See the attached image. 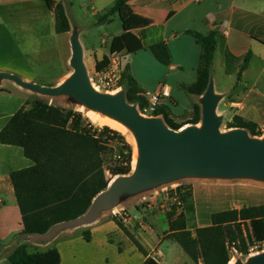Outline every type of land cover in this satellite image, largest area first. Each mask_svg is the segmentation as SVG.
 I'll list each match as a JSON object with an SVG mask.
<instances>
[{
	"label": "crops",
	"instance_id": "obj_1",
	"mask_svg": "<svg viewBox=\"0 0 264 264\" xmlns=\"http://www.w3.org/2000/svg\"><path fill=\"white\" fill-rule=\"evenodd\" d=\"M57 1L63 4L71 27L69 32L62 34L55 33L53 13L47 9L43 0H0V72L46 86L40 82V75L29 56L52 50L54 44L51 43L57 36H60L64 46L70 48L69 40L73 30L79 35L69 14L68 5L71 9L72 3L70 0ZM86 1L99 3L100 11L106 13L116 0ZM20 7L36 9L35 15L39 18L33 28L34 34L28 35L26 41H18L10 32V16L15 15V8ZM129 7L131 14L124 21L119 20L121 31L109 34L108 37L111 41L116 36L131 35L139 41L138 51L120 53L123 71L127 68L139 88L141 82L136 78L133 67L135 62L137 67L143 61L146 62L145 67L149 65L155 73L156 81L161 78V73L165 78L176 76V85L180 87L193 83L197 77L201 47L189 32L203 36L212 33L215 51L211 79L214 91L223 96L220 103L234 108L229 121L233 115H237L244 121L255 123L257 129L264 123V0H132ZM223 29L228 31V35L223 34ZM109 43L102 41V45L107 47V53H102L100 59L94 54L91 61L93 70L97 61H101L104 56L109 57ZM156 44H163L167 48L170 57L168 65L160 64L149 50ZM247 55V63L242 67ZM84 62L88 69L85 51ZM70 72L69 66H66L65 72L50 86L62 83ZM152 84L155 92H162L160 105H177L172 97L174 86L163 82ZM198 99L194 96V103L198 104ZM36 101L50 104L42 95L23 89L12 81H0V130L20 108H30ZM218 110L217 107L218 115L224 116V112ZM32 164L21 148L0 144V264H10L8 256L21 244L17 242V237L23 230L9 175ZM211 181L216 182L188 183L192 186L194 224L197 227L209 226L210 216L216 211L239 209L249 202L247 187L242 182L251 181ZM153 202L150 199H139L122 207L129 216L124 227L143 247L146 255L138 251L109 213H102L90 225L61 231L46 243H26L27 249L30 253L55 249L60 255V264H143L148 258L159 264H187L178 251L172 250L176 257L175 262H170L159 250L165 241L170 244L174 242L169 239L166 231L160 233L156 230L157 215L162 212H154L156 206ZM262 204L264 201L249 205ZM84 233L89 234L88 241L84 240Z\"/></svg>",
	"mask_w": 264,
	"mask_h": 264
},
{
	"label": "trees",
	"instance_id": "obj_2",
	"mask_svg": "<svg viewBox=\"0 0 264 264\" xmlns=\"http://www.w3.org/2000/svg\"><path fill=\"white\" fill-rule=\"evenodd\" d=\"M43 1L53 13L55 33L69 32L71 27L63 4L57 0ZM130 1L116 0L98 22H110L114 15L124 21L131 14ZM189 33L200 45L201 55L196 80L183 89L200 97L211 79L215 42L212 33L207 36ZM108 49L109 55L130 54L140 49V43L131 35L116 36L111 39ZM149 50L160 64H169V52L163 44L153 45ZM248 58L247 55L242 67ZM108 61L104 56L95 63V70L105 68ZM120 87H124L127 101L141 112L147 104L146 95L128 74L127 68L122 73ZM170 107L173 103L161 104L154 115L161 117L171 129L178 130L200 121L198 104L192 105L190 117L184 123L172 119ZM227 126L245 129L251 136H260L255 123L244 121L237 115H233ZM108 143L121 144L123 151L117 164L104 169L101 154ZM0 144L21 148L24 156L33 163L9 175L21 216L22 233L44 234L57 223L77 218L108 187L106 173L111 178L131 173V147L119 132L107 126L94 129L82 113L43 101H36L30 108L22 107L12 116L0 130ZM168 197L171 203L165 213L166 233L194 264H229L235 252L248 256L250 246L264 245L263 204L214 212L209 226L197 227L191 184L178 185ZM112 218L138 251L146 255L143 247L124 227L122 219ZM83 237L85 241L89 240L88 233ZM8 262L60 264V255L55 249L30 253L27 244L21 243L8 256ZM143 264L159 263L148 258Z\"/></svg>",
	"mask_w": 264,
	"mask_h": 264
},
{
	"label": "water",
	"instance_id": "obj_3",
	"mask_svg": "<svg viewBox=\"0 0 264 264\" xmlns=\"http://www.w3.org/2000/svg\"><path fill=\"white\" fill-rule=\"evenodd\" d=\"M69 42L72 71L62 83L43 86L2 72L0 81H12L46 97H67L75 106L119 122L135 140L136 163L130 174L114 177L82 215L57 223L44 234L21 233L18 243H46L61 231L94 223L102 213L131 198L182 180H245L264 184V135L251 136L242 128L220 131L223 115H218L217 107L223 96L214 91L212 79L198 99L199 126L190 124L174 130L160 117L141 115L137 106L127 101L123 90L114 94L96 90L90 83L76 30L71 33ZM233 264H264V252L245 261L236 259Z\"/></svg>",
	"mask_w": 264,
	"mask_h": 264
},
{
	"label": "rangeland",
	"instance_id": "obj_4",
	"mask_svg": "<svg viewBox=\"0 0 264 264\" xmlns=\"http://www.w3.org/2000/svg\"><path fill=\"white\" fill-rule=\"evenodd\" d=\"M70 2L72 3V7L70 9V6L68 5V8L70 10L69 14H70V17L75 22V26L79 32L78 39L84 51L86 52L88 72L92 74L93 67H92L91 61H92V58L94 57V54L95 56H97L98 59H100L102 53L103 54L107 53V47L102 45V41L103 42L107 41V43H109L110 41V38L108 37L109 34L112 35L117 32H120L122 24L116 15L110 18L111 19L110 22L106 21L103 23H99L98 22L99 17L105 14V12L103 13V11H100L99 3L93 4L92 2H89L86 0H70ZM91 6H93V9H91ZM14 12H16L15 15L12 13L13 15L10 16V32L14 34V36L17 38L18 41H26V38L28 37V35L32 36L34 34V29H33L34 25L39 22L38 20L39 18L35 15L36 9H33L31 7H24V8L20 7V8H15ZM44 21H47V19H44ZM52 44H54L53 45L54 47L52 50L44 51L38 55L35 54V55L29 56L30 61L34 65L38 74L40 75V80H41L40 82L46 84V86L48 85L50 86L54 84V82L59 78V76L63 72H65L66 66H69L67 59L68 57L70 59V56H71V50L69 46L68 47L64 46V44L61 41L60 36H57V38L52 41L51 45ZM124 58H126V56ZM125 60L127 61V58L124 59V62H126ZM145 63L146 62L143 61V64H138V66L136 67V62H135V65L133 67L136 78L138 79L139 82H141L140 88L142 89V91L145 93V95L153 94L155 91H154V85L152 84V82H157V84L163 82L165 84L174 86L172 90V97L177 101V105H173V107H170L172 110L171 117L174 121L178 123L186 122V120L190 117V114H191V109H192L191 107H192V104L194 103L193 101L194 96L188 94L183 89V87L176 85V82L178 81V78H175L176 76L172 78L170 77L165 78L164 74L162 75L161 73H159V76L161 78L157 79L156 81L155 73L149 67L148 63H147L148 67H145ZM69 70L72 71L70 66H69ZM120 90L124 91V87H122ZM99 91L103 92L102 89H99ZM42 98L44 100H48L50 102L49 105H55V106L64 107L66 109H72L76 112L82 113L83 117L88 119L85 116V112H86L84 111L85 109L84 108L80 109L79 106H75L71 104L67 97L42 96ZM218 109H219L218 112H224L223 123L220 127V131L225 132L231 129V128H228L227 122H230L229 118L231 117L234 111V108L231 109L230 107L224 106L223 104L220 103L218 106ZM88 121L90 122L91 125H93L94 129L101 130L103 127H105V126H99L97 124H94L89 119ZM199 124H200V121L196 125L199 126ZM187 125H190V124H187ZM120 134L124 138L125 142L128 143L131 147V159H132L133 152H134V149H133L134 146L127 139L126 135L122 133ZM122 151L123 149H122L121 144L108 143L105 146L101 154L103 158L104 169H107L117 164L119 160L118 157ZM132 170L133 168L131 164V171ZM106 177L107 179H109V183L114 179V177L111 178L108 175V173H106ZM213 182H216V181L182 180V181H178V182H175L169 185H174L175 187H177L180 184H188V183L198 184V183H213ZM242 183H245L244 185H246L247 187L246 194L248 196L249 202L245 203L246 206H248L249 204H254V203L258 204L264 201V184L255 183V182H242ZM166 189L167 191L165 192L164 191L161 192L160 188L156 189L157 194H154V191L144 193L142 195H139V197L141 198L137 197L133 200H130L129 202L123 204V206H119L116 209L117 211L120 212L122 209H124L122 207L130 205L129 203H132V202L134 203V201L137 202L139 201V199H142V201H144V199H150L152 200V202L154 201L153 203L156 206L154 209V212L155 213L162 212V214L157 215L158 219H157V229H156L161 233V231L167 230L165 213L168 211V208L170 207V203H171V198L168 197V193L170 192L171 187L166 185ZM217 209L214 208V210H217ZM106 213L110 214V212H106ZM126 216L129 217L127 214ZM159 250L162 252V254L168 257V260L170 262L171 261L175 262L176 255L172 254L173 253L172 250H174V251H178L177 253H179L182 257H184V259H186L187 264H192L191 260L181 251V249L175 243L170 244L169 242L165 241L159 247ZM261 252H264L263 244H256L254 246H250L248 250V254H254V255L261 253ZM246 258L247 256H243L239 253H235L233 255L232 260H234V262L236 259L245 261Z\"/></svg>",
	"mask_w": 264,
	"mask_h": 264
},
{
	"label": "built area",
	"instance_id": "obj_5",
	"mask_svg": "<svg viewBox=\"0 0 264 264\" xmlns=\"http://www.w3.org/2000/svg\"><path fill=\"white\" fill-rule=\"evenodd\" d=\"M223 34L228 35V31L223 29ZM109 61L105 68L102 70L96 71L93 70V73L89 74V80L92 86L99 91L102 89L103 92L114 93L121 89L120 81L122 78L123 68L121 63V57L119 53L110 54L108 57ZM162 92H155L151 95H146V106L140 112L144 117H159L155 116L154 113L160 105V97ZM257 132L260 134V138L264 135V123L257 129ZM171 187L170 191H174L176 187L174 185H168ZM161 192L167 191L166 186L160 188ZM154 194H157V190H154ZM110 212L112 217H119L122 219L123 223L129 221V217L126 216L124 210L120 212L117 209H113ZM236 253V252H235ZM249 255V254H248ZM233 259V256L231 260ZM230 260V261H231Z\"/></svg>",
	"mask_w": 264,
	"mask_h": 264
},
{
	"label": "bare ground",
	"instance_id": "obj_6",
	"mask_svg": "<svg viewBox=\"0 0 264 264\" xmlns=\"http://www.w3.org/2000/svg\"><path fill=\"white\" fill-rule=\"evenodd\" d=\"M113 94V93H111ZM80 109H83V107H80ZM86 111V110H84ZM85 116L94 124H97L99 126H107L113 130H116L124 135H126L127 139L133 144L134 146V152H133V156H132V168L134 169V166H135V163H136V158H137V149H136V143H135V140L132 136V134L127 130V128L125 126H123L122 124H120L119 122L109 118V117H106V116H101L100 114H97L95 112H92V111H86L85 112ZM187 126H183L181 129L185 128ZM254 254H249V256L247 257H250ZM234 263V260H231L229 262V264H233Z\"/></svg>",
	"mask_w": 264,
	"mask_h": 264
},
{
	"label": "clouds",
	"instance_id": "obj_7",
	"mask_svg": "<svg viewBox=\"0 0 264 264\" xmlns=\"http://www.w3.org/2000/svg\"><path fill=\"white\" fill-rule=\"evenodd\" d=\"M198 126V125H197Z\"/></svg>",
	"mask_w": 264,
	"mask_h": 264
}]
</instances>
